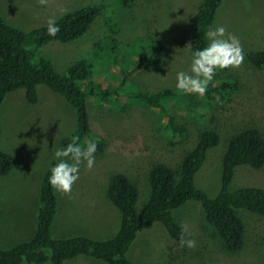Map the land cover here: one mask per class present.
Instances as JSON below:
<instances>
[{"label":"rangeland","instance_id":"374dc122","mask_svg":"<svg viewBox=\"0 0 264 264\" xmlns=\"http://www.w3.org/2000/svg\"><path fill=\"white\" fill-rule=\"evenodd\" d=\"M201 2L137 0L127 9L114 7V21L127 43L122 48L126 57L123 65L127 62L129 65L126 71L131 72L134 64L130 61L140 51L139 45L132 43L134 40L156 41L165 47L163 63L135 77L134 83L140 90L156 92L174 88L176 73L188 69L192 44L188 23L197 14ZM102 3L103 0H47L41 5L39 0H0V16L9 26L27 33L46 26L50 17L59 21L74 10ZM218 25L239 39L244 55L249 50L264 49V0H224L214 26ZM95 26L79 40L69 44L51 43L37 49L35 56L50 60L57 73L65 74L73 63L90 58L95 43L105 38V25ZM105 55L102 61L106 67L95 71L92 79L98 87L114 88L117 75L123 72L119 69L116 73L108 67ZM230 72L239 78L240 88L230 95V103L211 107L215 118L210 125L219 132L221 141L196 180L197 186L211 198L221 190L222 157L229 138L248 127H255L264 135V77L254 72L246 59L239 68H230ZM38 94V104L30 105L25 90L11 92L0 108V151L14 158L12 172L0 177L1 248L10 249L35 234L44 175L54 163L53 153L62 148L61 140L77 128L76 112L64 98L45 86L38 88ZM89 103L94 127L105 139V152L96 156L90 170L81 165L80 179L70 197L56 192L58 213L51 228L54 240L80 236L99 241L112 239L122 221L120 211L108 195L113 176L127 174L138 184L132 181L139 189L137 208L142 211L150 198L147 174L150 163L162 161L178 168L183 153L193 148L202 128L189 116H179L190 133L178 147L170 149L158 131L164 119L162 113L132 106L131 114L126 116L120 111L124 105ZM241 188L264 190V168L238 170L231 190ZM238 213L246 225L245 244L239 252L226 249L217 230L207 222L202 205L191 202L176 210L174 217L184 228L186 238L196 240L194 248L181 247L162 225H155L139 235L128 258L132 264H264V216L248 211ZM35 224L30 236L28 230ZM73 261L107 264L84 255Z\"/></svg>","mask_w":264,"mask_h":264},{"label":"trees","instance_id":"16d2710c","mask_svg":"<svg viewBox=\"0 0 264 264\" xmlns=\"http://www.w3.org/2000/svg\"><path fill=\"white\" fill-rule=\"evenodd\" d=\"M136 1L103 0L102 4H89L74 10L57 21L60 31L55 37L47 35L46 26L25 33L9 26L0 16V108L8 94L18 90H25L30 105H37L38 88L45 86L64 98L77 115L76 130L63 138L60 146L71 143L73 137L79 138L78 143L95 141L96 156H102L106 148L105 139L94 127L89 102L124 105L120 111L126 116L131 114L132 106L136 109L143 106L163 114V123L158 131L170 149L178 147L190 133L188 125L181 123L179 116L192 118L202 127L193 148L183 153L178 168L162 161L150 163L147 173L150 198L142 211L137 208L140 199L138 184L127 174L113 176L108 195L120 211L122 221L117 234L107 241L86 237L52 239L51 228L58 210V199L56 191L48 184V170L42 181L34 237L13 248L0 249V264H66L82 255L107 264H132L128 258L131 247L139 235L152 226L162 225L170 238L178 243L182 231L186 237L174 212L191 202L202 205L207 222L217 230L226 249L235 253L242 250L246 239V225L238 212L264 216V190H231L238 170L243 167L264 168V135L255 127L240 130L229 138L222 157L221 190L216 197L211 198L196 183L197 176L215 155L221 141L219 132L210 125L215 118L211 107L230 103V95L240 88L239 78L232 75L230 68L219 72L203 97L181 93L175 86L156 92L140 90L134 83L135 77L163 63L165 47L156 41L134 40L132 43L139 45L140 51L130 61L134 64L131 72L126 71L129 65L128 62L123 65L126 57L122 55V48L127 43L120 26L114 21V7L127 9ZM223 2L202 0L197 14L189 21L191 54L208 43L206 33L214 27ZM101 22L107 29L105 38L95 43L90 58L73 63L65 74L57 73L50 60L35 56L37 49L51 43L69 44L79 40ZM104 54L108 67L114 68L116 73L119 69L123 72L117 75L118 82L114 88L111 85L105 89L98 87L92 79L95 71L106 67L102 61ZM245 59L254 72L264 77V49L247 51ZM13 168L14 158L0 151V177L9 175Z\"/></svg>","mask_w":264,"mask_h":264},{"label":"clouds","instance_id":"9594fccd","mask_svg":"<svg viewBox=\"0 0 264 264\" xmlns=\"http://www.w3.org/2000/svg\"><path fill=\"white\" fill-rule=\"evenodd\" d=\"M39 3L45 5L47 0H39ZM64 14H67V10H64ZM59 31L56 18H48L47 35L55 37ZM206 35L208 43L192 52L188 69L176 73L175 89L181 93L203 97L219 72L239 68L244 62L245 55L239 39L227 33L225 27H210ZM78 140V137H73L71 143L57 148L52 155L54 163L49 167L48 184L64 196L70 197L73 186L80 179L81 165L90 170L96 161L97 143L90 141L84 144L78 143ZM180 246L192 249L196 246V240L186 238L182 231Z\"/></svg>","mask_w":264,"mask_h":264},{"label":"crops","instance_id":"0c3cea01","mask_svg":"<svg viewBox=\"0 0 264 264\" xmlns=\"http://www.w3.org/2000/svg\"><path fill=\"white\" fill-rule=\"evenodd\" d=\"M58 213V212H57ZM57 215V214H56ZM55 219H56V217H55ZM53 224H54V222H53ZM35 229H36V224H35V227H32V229H31V231L30 230H28V233L30 234V236H32L33 235V233H34V231H35ZM52 229H53V225H52ZM118 229V228H117ZM118 231V230H117ZM36 233V232H35ZM35 235V234H34ZM34 235H33V237H34ZM32 237V238H33ZM80 237H84V236H80ZM32 238L30 239V240H32ZM86 238H89V239H94V238H92V237H86ZM7 239L9 240V237H7ZM52 239H53V237H52ZM30 240H26L25 242H27V241H30ZM21 243H23V242H21ZM13 247V246H12ZM11 247V248H12ZM0 249H7V248H1V245H0ZM85 256V255H84ZM79 257H81V256H79ZM88 257V256H87ZM78 258V257H77ZM76 259V258H75ZM75 259H73V260H75ZM94 259V258H93ZM73 260H69V261H67L66 262V264H75V263H78V262H75V261H73ZM73 262V263H72Z\"/></svg>","mask_w":264,"mask_h":264}]
</instances>
